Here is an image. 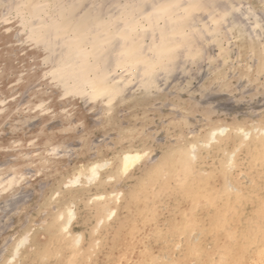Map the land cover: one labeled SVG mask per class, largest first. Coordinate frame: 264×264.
Segmentation results:
<instances>
[{"label":"rangeland","instance_id":"374dc122","mask_svg":"<svg viewBox=\"0 0 264 264\" xmlns=\"http://www.w3.org/2000/svg\"><path fill=\"white\" fill-rule=\"evenodd\" d=\"M34 1L0 0V99H5L4 103H0V128L6 123L10 124V122H17L16 119L19 118L21 114L16 113L13 115L10 113V110L13 111L12 109L18 106L17 104L20 105V102L26 98L25 95L29 91L30 87L35 82L39 81V79L43 76H46V72L53 64L55 56L59 53V51H61L60 43H62V40L59 42L60 39L62 37L64 38L66 33H70V29L74 26L80 25L79 27L81 28L79 29L86 31L89 25H94V22L96 21H102L100 19L101 16H99L100 11L104 12L106 9H110L109 14H111L110 16L115 19L114 16H116L115 13L118 12V9L121 7L126 8L124 2L125 0H122V4L117 2L114 3L113 0H101L99 2V6L95 8L96 10L88 8L86 9V11L88 10L86 13L79 15V11H81L80 7L86 2V0H68V2L67 0H55L57 2L47 0L44 1L45 3L43 2V4H45L43 8L45 6L46 7L42 10V16L48 15L44 17L50 18L54 12L55 4L63 1L64 3H62L68 7L65 9L66 12L64 11L63 13V15H66L65 18L63 16V18L58 19L59 21L57 20V22L50 25L44 23V26L45 24L46 26L41 28H32L28 26L26 28L27 30H25L27 35L22 36L21 38L18 37L19 39H15L20 30L21 25L18 24L20 19L23 20V18H25V20H27L26 23H30L32 19H35V15L33 16V14L36 13V9L34 10L35 7H33ZM135 1L137 2V0ZM178 1L179 8L177 10H179L178 12L181 14V12L183 13L187 7V3L185 2L187 0ZM208 1L198 0V6L203 7V11L195 10L192 12L193 14L191 13L192 16L189 17L190 23L198 18L200 22L198 32L199 30L201 32L205 29V27L208 26L209 19L215 18L214 15L217 16L216 14L218 12L220 13L221 10H217L221 8L224 9L223 7H225V5L229 2V0ZM233 1V5L238 6L241 3V5L238 6L239 8L237 7L238 11H233L231 14L232 16H236L237 12H241V7L243 8L244 5L246 6L247 1L260 3L263 0ZM170 2L171 0L167 1V3ZM182 2L183 5L180 4ZM142 3L139 7V11L143 10ZM215 3L216 5H214ZM138 4H140V1ZM210 5L212 7H210ZM204 6L206 7V10H204ZM15 8L16 11L14 10ZM212 8H214V11L211 10ZM198 12H200V14ZM257 12L258 17L263 19L264 9L262 10V8H259L257 9ZM201 13H203V15H201ZM89 14L90 16H88ZM212 14L213 17H211ZM208 15H210L209 18H207ZM30 16L31 18L33 16V18L31 19ZM110 16L106 18H109ZM203 16L205 18H203ZM44 17L41 19H44ZM71 17H73V19ZM140 17L141 16L136 18V21L139 19L136 23L141 26L143 24L145 25L143 18L141 17L140 19ZM201 18L203 19L201 20ZM66 21L70 22L67 23ZM263 23L264 20H262L261 23L262 27H264ZM139 25H137L138 27L135 26V31H137V29H141V26ZM219 25L220 23H217L218 27H216L218 31L212 30L209 35L207 33L205 35V32H201L202 34L200 32H195L194 34L197 35H195V37H193L194 34L191 35V44L194 45V43H196L195 46L198 48V50H196L198 55L200 53V56H197L196 54L191 60V63L189 61L186 62L188 67L186 72L184 69L182 74L189 77L190 75L194 76V78L190 81V85L186 88L196 90L194 91L195 93H192V96L197 100L201 98L198 96L200 95L198 92L201 91L208 93L214 92L217 96L210 99L206 96L204 99L210 101L204 100L203 105L201 106H199V101L202 100V98L197 102L190 98L188 102L191 105L192 110H190L191 112L187 115L181 112L178 107L179 103L173 100L172 96L170 97L169 92L165 90L164 92H161L162 96L157 99V101L152 102V105H147L149 110H144L145 107L142 108V106L146 105L145 103L150 99V96L137 95L132 99H126V90L124 93V101L122 103H114L116 100L113 102L114 104L110 108V114L107 121L105 119L104 121L103 119L101 121V116L97 107H93V109L89 111V114L85 115V123L87 126L98 125L94 127L92 131L89 129V131H87L82 138H79V129L81 128V124L78 125L76 122L77 113L78 115L79 113L82 114L80 110L76 112V109H80L81 107L79 99H70L72 102H69L67 107H65V109L69 111V117L66 119L65 123H61V110H52L51 113H53L54 116L51 120H49L51 121L50 124L47 123L48 127L51 126L53 128L71 124L74 126V128H71V132L73 131L72 133H77L76 137H72L70 134L65 138H61L57 135V133L56 135L53 133L51 136V131L44 130L45 126H42L34 134H32V136L29 135L22 138L21 136L23 131H28L30 133L38 126L37 124L39 122L40 114L36 111H32L25 115V117L18 119L20 121L16 123L17 128L11 130L10 132L13 135L18 136L19 141L11 146L1 145L0 151L4 148L10 149L11 152L15 155L17 154L18 156V154H21V151L23 150L22 154L24 155L32 151L31 147L33 146L31 144L33 143L31 142L41 141L40 143L46 145L45 142L46 140H49L48 137L55 140L54 142H57L60 137L59 141L61 144H66L67 147L64 148L65 150L63 149L64 152L58 156L59 158L54 160V162L49 166L40 168L38 175L33 176L32 178L31 168L28 166L24 167L25 177L23 182L4 198H0V264H94V260H96V264H114L109 260V256L107 254L109 253L110 248L114 251L116 257H123L127 251V246H129L131 242L134 243V241H137V238H141L140 236L138 237V235L142 234H145L146 236L144 244H146L147 247L154 248L155 253L158 251V253H156L158 259H165L169 253V255L173 258V261L177 260L178 264L182 263L183 259H180L183 255L181 250H183V247L185 246V244H183L185 239L183 240L182 237L184 238V236H187L188 234L190 239L194 240V242L198 241V243L204 237L202 231L204 229H202V227H197L195 228L196 230H190L189 227V229L186 228L187 225L185 226V219L188 218L187 215H190L188 212L191 209L188 205V203L191 205V195L187 192L189 190L190 175L187 174V172L192 168H195V171L201 175L204 173L202 171L203 168L201 167L206 169L207 165L206 167L199 165L198 162L200 155H197V158H192L193 160H191V158H185L186 163L184 168L177 170V168L174 167L175 160L173 159H175L174 157L176 153L175 151L172 152L173 147L186 145L187 143L185 142L186 140H189V137L192 138L194 136L197 137L198 134H204L210 123L214 122L213 120H220L221 125L222 123L234 124L237 120H239V118H242L247 124H249L252 119V121H255L256 128L258 129L262 128L261 124L264 121V34H261L260 36L258 35V38L252 41L245 40L247 36L246 34L244 35V39H240V41L237 42L239 39L230 40L231 38L229 33L221 27L222 25ZM48 28H50L49 31ZM56 30L58 32H56ZM33 31H35V33ZM61 31L62 33H60ZM38 33L42 34L38 35ZM43 33H45V36H42ZM217 33L220 35L218 36ZM57 34L58 36L56 37ZM85 35L86 39L87 37H90V34L86 33ZM211 35L213 38L210 37ZM45 38H48L49 41L46 42V40H44ZM206 38H210V42L207 44L204 42L206 47H203L204 45L202 41H205ZM247 38H250L249 35ZM52 41L54 42L52 43ZM57 42H59L60 46L57 45ZM108 42L111 44L110 41ZM248 42H250V48H247L249 47ZM182 44L185 45L186 40L180 43V48H184ZM115 45L116 44L110 45V49L105 48L107 54L113 53ZM200 47L203 49V53ZM105 50L100 55H105ZM185 52L186 49L183 51V54ZM260 53L261 55L259 56ZM48 61L49 63H47ZM260 61L262 63L261 66L259 64ZM116 67L117 66H115V69L109 68L113 70L112 72H114V74L108 69L110 71L109 77L112 79L115 76L117 77L122 72L121 67L120 69L119 66L118 68ZM199 71L200 73H198ZM111 73L113 74V77ZM173 78L175 79L174 76ZM169 81L171 82V80ZM177 82L178 81H172V85H178ZM179 82L183 83L182 81ZM223 85H225V87ZM241 89L244 91L246 90V92L241 93ZM43 92L38 97V100L40 99L39 101H42L44 96L46 97L48 94L47 91ZM59 99H63L61 95L54 98L53 105L49 106V108H57V103L60 104L58 101ZM49 108H47L48 111ZM178 110H180V112ZM10 114L12 116L8 117ZM138 116L141 117L138 118ZM70 120H72V123L69 122ZM146 120H148L147 123L145 122ZM5 133L6 131L1 136ZM251 134L252 140L250 141H253V138H255L253 136L255 131L251 130ZM62 136H64V134ZM237 137L238 136L236 135H230L227 137V142L229 144L224 151L225 157L231 152L235 154L240 150L239 147H234L235 145H232L233 141H235ZM261 139L264 143V137H261ZM144 143L148 148L147 152L140 160L133 161V165L130 170H125L122 167L123 165H121V158H118L121 148L129 145L130 147L136 145L142 146ZM167 149L169 150L167 151ZM189 151L190 150H186L185 152L189 153ZM213 151L216 153L215 150ZM215 159L218 160V158ZM97 160L106 163V166L99 171L93 180H88V178L86 180L85 177H79V181L77 183L71 182L72 178L79 174L78 171L74 169L77 164L80 163L87 166L88 163ZM226 160L228 161L227 158ZM242 167L243 164L241 162H237L233 167L234 169L231 170L232 173L237 172L240 174V176H236L237 183H235L233 187H243L249 183L246 174H241V172H243ZM220 170V178H208L206 182L207 186L208 188H215L218 193L220 192V196L222 195L223 197L225 195L224 197L230 198V196H232L235 192V188L231 189L230 187V178L228 173L230 172V167L229 164L225 163V159L223 163L220 164ZM246 181L248 182L246 183ZM187 184L188 187L185 186ZM260 194H264L263 189ZM177 197L182 198L180 202L181 206L179 205V207L173 200L174 198L177 199ZM137 206L139 207L138 209L142 210V214L140 215L141 219L139 218L141 223L139 224L140 227L138 230L136 229V226L131 224V220L135 217L134 215L136 213ZM245 206L247 208V205ZM157 208L159 209L155 211ZM181 208L182 211L180 212ZM68 212L72 213V216L69 215ZM109 212L111 213L109 214ZM156 212L158 216L157 214H153ZM155 215L158 219L155 218ZM192 218L193 217H190L189 220L196 222V220ZM154 219L156 221H154ZM148 220L150 221L147 222ZM171 222H174L179 226V232L175 234L172 231H168L165 233V237L162 239L159 238V235H157L158 230L162 227V229H164V227L168 229L169 227H167V225L170 226ZM120 226L122 228H120ZM130 226H132L131 230L128 229ZM154 226L157 227L155 228ZM115 227H118L119 230H116ZM259 227L260 231H258L256 237H259V239L261 238V245L253 247L251 244H253L254 238L252 239L251 235L246 236L244 241L245 248L247 247L246 253H250L247 264H264V219L261 221ZM199 228H201V230ZM139 229H141V234L138 232ZM162 229L159 231H162ZM50 230H53L54 232V236L51 238L49 236ZM154 231L156 233H154ZM130 232L132 235L138 232V234H135L136 236L134 235L135 240L131 239L133 236H131ZM251 232L255 233L254 230ZM158 234H160V232H158ZM124 236L127 237L126 241L122 240V237ZM176 236H178V241L175 242L176 238L174 237ZM179 236L181 237V241L179 240ZM200 236L202 237L200 238ZM247 237L249 239H247ZM55 238H57L56 241L59 242H55V240H53ZM196 238H200V240H196ZM21 239H23V241H21ZM51 240L55 242V247L48 246L46 249L45 245H50L49 242H51ZM179 241L180 244H178ZM148 242H150V244ZM194 242H192V244H194ZM230 242L232 244L234 240L232 239ZM219 243L220 239L218 240L217 245H220ZM248 243L250 245H246ZM57 245H60L59 249ZM158 246L162 247L160 248ZM164 247L168 249H164ZM170 249L173 250V252ZM256 252L258 253L256 254ZM203 254L204 253L200 256H195L196 259H200V262L197 260V263L194 259L188 258V264H192L193 260L194 264H205L204 260L206 257ZM175 255L178 256L176 257ZM134 260L136 263L132 262ZM127 262L128 261L123 264H138L140 261L136 257L132 259L130 263ZM214 264H219V262L215 260Z\"/></svg>","mask_w":264,"mask_h":264},{"label":"bare ground","instance_id":"6f19581e","mask_svg":"<svg viewBox=\"0 0 264 264\" xmlns=\"http://www.w3.org/2000/svg\"><path fill=\"white\" fill-rule=\"evenodd\" d=\"M44 1H47V0H35L34 1L33 7H35L34 10L36 9V13L33 14V16L35 15L34 20L32 19L33 16L32 18L30 16V18L32 19V21L30 20L31 21L30 23H26L27 20H25V18H23V20L20 19L18 24H20L21 26L18 32V36L16 35L17 37L15 39H19L22 36L27 35V32L25 30H27L26 28L28 26L32 28H35V27L41 28L44 26V23H46L47 25H50L52 23L57 22L58 19L63 18V16L65 18L66 15H63V13L65 9L68 7L67 5L63 4L64 3L63 1H62L63 3L62 2H59L56 4L54 3L55 4L54 12L50 16V18L48 17L49 19L47 17H44L48 15L43 14L44 16H42L41 14L42 10L45 9L46 7L45 6L43 8V6L45 5L43 4ZM100 1L101 0H86L85 3L83 4L81 3L82 4V6L80 7L81 11H79L80 13L78 12L79 15L86 13L88 11V10L86 11V9L88 8L89 9L93 8V10H96L95 8L99 6ZM113 1L114 3L116 2L120 4L123 3L122 0H113ZM139 1H140V4H138ZM167 1L168 0H137L136 2L135 0L134 1L125 0L124 2L126 5V8L121 7L120 9H118V12L115 13L116 16L113 15L115 19L117 20H115L112 16H110L111 15L109 14L110 9L108 10L105 8L106 11L104 12L100 11L99 13L100 14L99 16H101L100 19L102 21H96L94 22V25H89L86 31L83 29H79L81 28L79 27L80 25L74 26L72 29L68 28L70 29L71 32L68 34L66 33V35H64L65 36L64 38L61 36L63 39L62 38L60 39L59 37L60 39L59 42H61L62 40V43H60L61 51H59V53H57V55L55 56L54 58L55 60L53 64L52 63H51L52 65L50 64L51 67L49 68L47 67L48 71L46 72L47 73L46 76H43L41 79H39V81L35 82L30 87L29 91L25 95L26 98H24V100L20 102V105L17 104L18 106H16V108H13L12 109L13 111L10 110V113L13 115L16 113L21 114L19 118L25 117V115L29 114L32 111L33 112L36 111L40 114L39 122L37 124L38 126L37 127L35 126L36 127L35 130L33 131L31 130L32 132L30 133L28 131H25V132L23 131V134L21 137L24 138L29 135L32 136V134H34L42 126H45L44 130L51 131V136L53 135V133L54 135H56L57 133V135H59L61 138H65L66 136L70 134L72 135V137H76L77 133H72L73 131L71 132V128L72 127L74 128V126L71 124L67 126H60L57 128L47 126V123L50 124L51 122L49 120H51V118L54 116V114L51 113L52 110H61L62 111L61 123H65L66 119H68L69 117V111L65 109V107H67L69 102H72V100H75V99H79V102L81 104L80 109L77 108L76 112L80 110L82 114L79 113L78 115L77 113L76 122L78 125L81 124V128L79 129V132H80L79 138H82L84 137L83 135L87 131H89V129L90 131H92L93 128L98 125L96 124L95 126H91V125L87 126L85 123V117H86L85 115L89 114V111L92 110L93 107H97L99 110V114L101 116V121L102 119L103 121L104 119L107 121V118H109V114H110L109 113L110 108L112 107L114 103L119 104L120 102L122 103L124 101V93L126 92V90H127V94L125 97L126 99H132L133 97L137 95L150 96L149 97L150 99L147 100L145 103L146 105L142 106V108L145 107L144 110H149L147 105H150L152 102L157 101V99H159L162 96L161 92H164L165 90L169 92V95L170 97L172 96L173 100L179 103L178 104L179 109L181 110V112H183L186 115L191 112L190 110H192V107L188 102L190 98L196 102L202 98V100H200L201 102L199 101V106H201L203 105L204 100H207V99H204L206 96H208L207 98L209 99L216 97L217 94L214 92L208 93V92L201 91V92H198L200 93V95L198 96L201 98L198 100L194 99L192 96V93L196 90H192V89L190 90V88L188 89L186 88L188 85H190V81L194 78V76L190 75L189 77L187 75L182 74L184 72V69L186 72V69L188 67V65H186L187 64L186 62L189 61L191 63V60L194 58L196 54L197 56H200V53L198 55V52H197L198 48H196L197 46H195L196 43H194V45L191 44V40H192L191 35L194 34L195 32H198V26L200 25L199 24L200 22L198 18L196 17L197 19H195L192 23H190L189 17L192 16L193 14L192 12H194L195 10L203 11V7L198 6V3H197L198 0H187V1L184 0L187 3L186 4L187 7L183 13L180 11L181 12L180 14L178 12L179 10H177L179 8V1L171 0L170 3H167ZM141 3L143 5L142 7L143 10L139 11V7L141 6ZM180 4L183 5V2ZM233 4H234V1L229 0V2L225 5V7H223L224 9L218 8L219 10L217 11H220V10L221 11L220 13L218 12L216 14L217 16L214 15L216 19L215 18L209 19V23L207 22L208 26H206L205 29H203L201 32L202 33L205 32L204 33L205 35L206 33L209 35L212 32V30L218 31L217 23H220V25H222L221 27H223L226 30V32L229 33L230 38H231L230 40L239 39L237 42H239L240 39H244V35L246 34L247 36L249 35L250 37V38H247L246 36L245 40L247 41H252L254 39H257L258 35L259 36L261 34L263 35L264 27H262L261 23H262V20H264V18L261 19L258 17L257 14L259 11L257 12V9L259 8H262V10L264 9V0L261 1L260 3H253L252 1L251 2L247 1L246 6L244 5L243 8L241 7L242 9L241 12L240 11L237 12L236 16H232L231 14L233 13V11L235 12L239 8L238 6H240L241 3L238 6L233 5ZM214 5H216V3ZM31 7H32V4H31ZM210 7L212 6L210 5ZM213 9L214 8H212L211 10ZM14 10L16 11V8ZM204 10H206V7ZM205 12H208V11H205ZM198 13L200 14V12ZM213 14L211 17H213ZM201 15H203V13H201ZM201 15L199 16L202 17ZM88 16H90V14ZM108 16L110 17L106 18ZM139 16H141L145 22V25L144 24L142 25L143 27L136 23L139 21V19L136 21V18ZM204 16L203 18H205ZM209 16L210 15H208L207 18H209ZM43 17L44 19H41ZM71 18L73 19V17ZM203 18H201V20ZM70 21H66V22L69 23ZM136 24L141 26V29H137V31H135L134 29H136L135 28V26H137ZM61 27L63 28L62 25ZM49 29L50 28H48V31ZM62 31L60 33H62ZM33 32L35 33V31ZM56 32L58 31L56 30ZM86 33L90 34V37H87V39L85 38ZM40 34L38 33V35ZM58 34L56 35V37L58 36ZM195 35L196 34H194L193 37H195ZM28 36H29V33H28ZM42 36H45V33H43ZM210 37L213 38L212 35ZM48 38L47 39L45 38L44 40L48 42L49 41ZM53 40L56 41L55 39ZM185 40H186V44L183 45L185 42L182 44L184 48L182 47L180 48L179 47L180 43H182ZM209 40L210 38H206L205 41L203 40L202 41L203 45H204V42L205 44L209 43L210 42ZM54 41H52V43ZM108 41H110L111 44H109ZM59 42H57L58 46H60ZM249 43L250 42H248L249 47L247 48H250ZM114 44L116 45L114 47L113 53L107 54L105 48H109L111 47L110 45H114ZM203 47H206V46L204 45ZM185 49H186V52L183 54V51ZM104 50L106 52L104 53L105 55L103 56L100 55L101 53L104 52ZM202 53H203V49H202ZM261 53L259 54V56L261 55ZM47 63H49V61ZM259 64L260 66L262 65L261 61ZM115 66H117L116 68H118L119 66V69L120 67L122 68V72L117 77L116 76L113 77L114 72H112L113 71L112 69H109V68L115 69ZM108 69L113 73V74L111 73L113 79L109 77L110 71ZM198 73H200V71ZM173 76L175 77V79L173 78ZM169 80H171V82ZM172 81H175V82L182 81L183 83L184 82L185 83L183 84L181 82L179 83L177 82L178 85H172ZM223 86L225 87V85ZM242 89H241V93H245L246 90L244 91ZM43 91L44 92L47 91L48 94L46 97L44 96L43 100L41 99L42 101H39L40 99L38 100V97L39 95H41ZM59 95H61V97L63 98V99L58 100L60 104L59 103L57 104L60 106L57 105V108L56 107L49 108V106L53 105L54 98ZM0 101H1L0 103H4L5 99L1 98ZM207 101H210V100H207ZM175 103H172V104H175ZM47 108H49V111ZM180 110L178 111L180 112ZM11 114L8 117L12 116ZM169 115H168V118H169ZM140 117L138 116V118ZM19 118L16 119L17 122L20 121L18 120ZM71 121L72 120H70L69 122L72 123ZM213 121H214L213 123H210L208 129L205 130L204 134H198L197 137L195 136L192 138L189 137L188 138L189 140H186L185 142L187 143L186 145H182L179 147H173L172 149V152L175 151L176 153L174 157L175 159L173 160H175L174 167L177 168V170L180 168H184L185 163H186L185 158H191V160H193L192 158H197L196 157L197 155H200L198 164L203 165L205 167L207 165L206 169L204 167H201L203 168L202 171L204 172L201 175H199V173L195 171V168H192L190 171L187 172V174L190 175L189 190L187 192H189V194L191 195V200H190L191 205L188 203L191 209L190 210L188 209L189 210L188 213L190 215H187L188 218L185 219V226L187 225L186 228L189 227L190 230H194L197 227H202V229H204L202 230L204 237L199 243L198 241L194 242V240L190 239V237H188V234L187 236H184V238L182 237L183 240L185 239V241L183 242L185 246L183 247L184 248L183 250L181 249L180 250L183 254L182 256L184 257L181 256L180 259H183V260H182V263H179V264H188L187 262L189 261L188 258L194 259L196 262L198 258L196 259L195 256H200L202 255V253H204L203 255H205L206 257V259L204 260L205 264H214L215 260L218 261L219 264H247L250 253H246L247 247L245 248V243H244L246 236L251 235L252 239L254 238L253 244H251L253 245V247L257 245H261L260 243L261 238L259 239V237H256V234H258V231H260L259 225L261 221L264 219V194L262 195L260 194V192L262 193V189L264 190V143L261 139V137H264V121L261 124L262 125L261 129L256 128V123L255 121H252V119L249 122V124H247L242 118H239V120H237L234 124L222 123L220 125V120H213ZM145 122L147 123L148 120H146ZM16 123H11V122L10 124L6 123L3 127L0 128V146L1 145L11 146L12 144H16V142L19 141V137L13 135L10 132L11 130L17 128ZM251 130L255 131V134L253 135L255 138H253V141H250L252 140ZM5 131L6 133L3 136H1ZM63 134L64 136H62ZM230 135L238 136L237 139L233 141L232 145H235L234 147H239L240 150L236 152L235 154L231 152L225 157L224 151L229 144L227 142V137ZM60 137L58 138L57 142H54L55 140L51 139V137H48L49 140H46L45 142L46 145L40 143L41 141L40 142L33 141L31 142L33 143L31 144L33 146L31 147L32 151L29 150L31 152L24 154V155L22 154L23 150L21 151V154H18V156L17 154L15 155L13 152H11L10 149L4 148L0 151V198H4L14 188L19 186L23 182L24 177H25L24 167L28 166L29 168H31L30 170L32 171V176H31L32 178L33 176L38 175L40 168L49 166L50 164L54 162V160L59 158L58 156L61 155L62 152H64L63 149L67 147L66 144L64 145L61 144V142L59 141ZM210 149L215 150L216 153H214V151ZM147 150L148 148L146 147L145 143L142 146L136 145V146L130 147L129 145L127 147L125 146L122 147L121 150L119 151L120 155L118 157V158H121L120 162H121V165H123L122 167L125 170H130L132 168L133 161L140 160L144 156V154L147 152ZM168 150L169 149H167V151ZM186 150H190L189 153L185 152ZM215 158H218V160H216ZM226 158L228 159V161L226 160ZM224 159H225V163L229 164V167H230V172H228L229 178H230V187L231 189L235 188L234 189L235 192L232 194V196H230V198L224 197L225 195L223 196L224 197L223 198L222 195L221 196L219 195L220 192L218 193L215 188H212V187L208 188L207 183H206L208 178H211V177L214 179L220 178V173H221L220 164L223 163ZM237 162H241L243 164V167H242L243 172H241V174L242 173L246 174L248 181H249V183L246 186L244 185L245 184L244 183L243 187L241 186L233 187V185L237 183L236 176L237 175L240 176V174H238L237 172L235 173L231 172V170L234 169L233 167L235 166ZM105 166H106V163L100 162L99 160L88 163L87 166L79 163L74 167V169L78 171L79 174L73 177L71 182L77 183L79 181V177L80 178L85 177L86 180L87 178L88 180L89 179L93 180L94 177L99 173V171ZM248 181H246V183ZM185 186L188 187V184ZM221 193L223 194L222 191ZM181 199L182 198H178V197L177 199L176 198L173 199L174 202L178 205V207L180 205ZM245 205H247V208ZM138 208L139 207L137 206L136 208L137 210L134 215L135 217L133 219L131 218L132 219L131 224L136 226L137 230L140 227L139 226V224L141 223L140 215L142 214L141 213L142 210ZM158 209L159 208L155 209V211ZM181 211H182V208L180 209V212ZM111 212H109V214ZM68 214L71 215L72 213L68 212ZM153 214H157V212ZM189 216L193 217L192 219H195L196 222L192 220L190 221ZM155 218H157L156 215H155ZM149 221L150 220H148L147 222ZM154 221L156 220L154 219ZM154 227L156 228L157 226H154ZM167 227L169 228L167 229L166 227H164V229H162L163 227L162 228L160 227L162 229V231H159L161 229L158 230L160 234H158L156 230L157 235H159L158 236L159 238L162 239L163 237H165V233L168 231H172L175 234L179 232L178 231L179 226L174 222H171L170 226L167 225ZM117 228L116 230H119V228L118 229ZM120 228L122 227L120 226ZM131 228L132 226H130V228L128 229L131 230ZM199 229L201 230V228ZM113 230H114V227H113ZM250 230L251 231L254 230L255 233L251 232ZM138 232L140 233L141 229H139ZM138 232L135 234H138ZM156 232L154 231V233ZM120 233H121V230H120ZM53 234H54L53 230H50L49 231L50 238L54 236ZM134 235L131 234V236H133L131 237L132 240H135ZM139 236L141 238H137L136 239L137 241H134V243L131 242V244L127 246L128 247L127 251L125 252L123 257H119V258L116 257V254L110 248L109 253H107L109 256V260L112 261V263L114 264H123V263H126V261L130 263L132 259L137 257L138 260L140 261L139 263L137 262L138 264H178L177 260L173 261V258L169 255V253L168 255L166 253L167 256L165 255L166 256L165 259L163 258L158 259L156 255L158 251L156 250L157 252L155 253L154 248L147 247L146 244H144V241L146 239L145 234L138 235V237ZM177 237L178 236L174 237L176 238L175 242L178 241ZM201 237L202 236H200V238ZM122 238H123L122 239L123 241L127 240L126 236ZM200 238H196V240H200ZM56 239L57 238L53 240H55V242H59V241H56ZM180 239L181 237L179 238V240ZM219 239H220V243H219L220 245H217ZM232 239L234 240V242L231 244L230 241H232ZM247 239L249 238L247 237ZM21 241H23V239H21ZM180 241L178 244H180ZM55 242L51 240V242H49L50 245H45V248L47 249L48 246L55 247V244H54ZM192 242H194V244H192ZM148 243L150 244V242ZM171 244L174 245L173 243ZM246 245H250V244L248 243ZM59 247L60 245L58 246V249ZM165 247L164 249H168ZM171 251L173 252V250ZM257 253L258 252H256V254ZM175 256L177 257L178 255H175ZM180 259H179V262H180ZM194 260L192 261V264H194ZM94 261L96 262V260ZM95 262L94 264H96ZM132 262L136 263L135 260Z\"/></svg>","mask_w":264,"mask_h":264}]
</instances>
